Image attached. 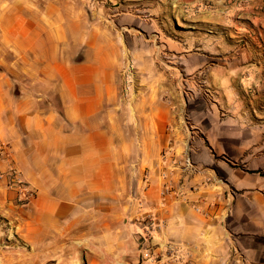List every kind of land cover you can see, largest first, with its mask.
<instances>
[{"label":"crops","instance_id":"crops-1","mask_svg":"<svg viewBox=\"0 0 264 264\" xmlns=\"http://www.w3.org/2000/svg\"><path fill=\"white\" fill-rule=\"evenodd\" d=\"M117 3L148 15L92 18L89 31L86 17L50 10L41 18L49 25L43 31H8L0 39V48L13 42L30 59L19 72L0 69V166L13 162L35 193L30 231L78 233L70 244L84 253L85 264H239L237 257L264 264V131L253 129L254 119L264 118L261 101L254 94L216 103L174 101L166 97L162 75L166 56L186 53L204 57L199 70L211 69L209 76L225 92H247L255 83L243 79L250 65L239 60V49L222 46L229 41L230 16L244 7L231 0ZM182 28L194 36L195 49L182 42ZM215 39L222 45L214 48ZM199 41L203 46L197 47ZM130 42L140 43L151 74L142 87L140 158L122 165L119 152L132 153L134 144L119 146L100 115L105 105L118 103L117 67ZM215 53L223 62L213 69L208 58ZM233 79H240L237 86ZM13 88L20 94L7 96ZM167 103L181 104V111L189 104L202 127L178 131V114ZM241 118L249 131H238ZM128 179L140 192V205H127L130 219L118 224L119 183ZM170 243L175 259L166 254ZM56 259L77 262L73 256Z\"/></svg>","mask_w":264,"mask_h":264},{"label":"rangeland","instance_id":"rangeland-1","mask_svg":"<svg viewBox=\"0 0 264 264\" xmlns=\"http://www.w3.org/2000/svg\"><path fill=\"white\" fill-rule=\"evenodd\" d=\"M115 1L0 0V39L3 37L4 32L7 34L8 31L22 30L33 33L43 31L49 25L45 24L41 18L46 16L50 10L54 16L68 17L69 19L75 16L86 17L88 23L85 26L89 28V31L93 26L91 22L107 16L125 13L127 16H136L142 19L145 15H148L142 8L135 6L123 7L120 3L115 4ZM231 1H233V4H239L244 8L230 16V24L227 28L228 43L222 45L221 41L215 39L213 47L222 45L225 49L231 51L239 49L240 52H237L240 53L239 60L250 65V69L247 67L245 70L243 79L251 78L255 80V83L250 85L247 92H244V90L241 92L238 89L234 92L233 88L225 92L224 89L222 90L215 85L213 78L209 76L211 69L199 70L202 67L201 59H204V57H191L184 53L177 56L168 55L163 61L162 75L166 81L165 94L167 98L171 99L172 97L174 101L177 100V97H181L183 101L186 98L187 102L203 101L204 103L207 101L216 103L220 98L239 99L254 94L261 101V111L264 116V0ZM53 30L55 32L59 30L57 25L53 26ZM180 31L183 37L182 42L186 43L184 45L187 48L195 49L196 42H193L192 39L194 36L188 33L189 30H183L182 28ZM214 31L211 27L206 30L211 36ZM11 38H13V35ZM139 44V42H135L134 45L131 42L129 45L124 44L116 73L118 103L105 105L100 115L103 124L117 133L119 146L126 143V140H129L130 144H134V150L128 154L129 156L124 150L119 152V160H122L123 163L120 162L122 165H125L127 161L136 165L140 158L137 131H140L143 124L139 117L145 110V105L141 103V99L143 92L146 91V88L142 87L151 73H149L147 66V56L144 59L140 56L142 51H139L141 49ZM175 45H177V42ZM175 45H173L174 48ZM200 46H203L201 41L197 44V47ZM16 48L20 49L14 46L13 42L4 49L0 48V69H4L1 66L3 65L11 71L19 72L29 65V57L21 56ZM29 51H24L23 54L26 52L29 55ZM231 55L232 58L233 54L231 53ZM208 60L215 65H213V69H216V65L223 62L222 56L216 53L213 58H208ZM238 74L241 75V73ZM24 75L26 76L27 73H24ZM232 81L235 86L238 85L237 81H240V79H233ZM12 90L13 92L11 91L7 96L20 94L19 89L15 90L13 88ZM239 101H242V98ZM6 106L8 105L6 104ZM168 107H172V111L178 114L175 121L178 122L180 127L174 125L178 131H198L196 127H202L203 123L201 124L200 120L191 117L189 114V104H186L183 111L180 109L181 104L167 103ZM245 125H247L245 120L241 118L237 125L238 131H249ZM254 127L255 131H264V118L256 117ZM1 151L0 149V153ZM1 162L4 161L0 159ZM4 164L5 169L0 166L1 172L5 173V177L0 179V264H57L56 256H73L74 260L77 259L75 264H85L82 261L84 253L72 247L73 243L70 244L72 241H78V233H56V236H54L51 233L30 231L33 217L30 214L29 205L35 193L31 189L28 190V193L10 189V163L5 162ZM126 173H129V170H126ZM124 181L126 180L124 179ZM117 204L116 219L118 224H123L125 219H130L129 212L124 210L127 205H132L134 208H138L140 205V192L133 189L129 179L127 184L119 183ZM47 240H60L61 242L51 246V244H48L50 241ZM83 244L84 242L79 243V245ZM139 247L141 246L139 245ZM56 250H60V253L54 252Z\"/></svg>","mask_w":264,"mask_h":264},{"label":"built area","instance_id":"built-area-1","mask_svg":"<svg viewBox=\"0 0 264 264\" xmlns=\"http://www.w3.org/2000/svg\"><path fill=\"white\" fill-rule=\"evenodd\" d=\"M0 149L3 150V145L1 144L0 141ZM188 164H191V160H187ZM5 173L1 172L0 169V179L4 178ZM9 176H10V183H9V188L13 189V190H17L20 192H26L28 193L29 191V186L27 185V183L23 180V176H22V172L20 171V169L13 163L11 162L10 167H9ZM152 226V223L151 225ZM167 256L168 258H177L178 255V251L175 248V246L173 244H168L167 245ZM237 263L239 264H245L244 263V259H242V257H237ZM153 263H158L157 260L152 261Z\"/></svg>","mask_w":264,"mask_h":264}]
</instances>
